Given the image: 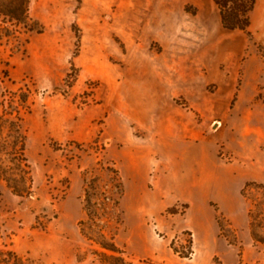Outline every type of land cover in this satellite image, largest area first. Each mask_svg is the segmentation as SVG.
Masks as SVG:
<instances>
[{
  "label": "rangeland",
  "instance_id": "1",
  "mask_svg": "<svg viewBox=\"0 0 264 264\" xmlns=\"http://www.w3.org/2000/svg\"><path fill=\"white\" fill-rule=\"evenodd\" d=\"M166 1L169 25L175 31L168 38L178 40V46L235 50L249 44L259 52L247 31L221 27L213 0ZM152 2L29 0V17L42 31L19 29L15 38L0 37V114L17 111L26 131L25 154L33 179L30 192L22 196L0 181V250L43 264H99L92 253L96 246L78 227V221L87 217V188L95 203L89 209L96 213L94 230L101 228L112 236L133 264H264L262 247L250 239L249 227L231 228L214 200L157 196L150 199L154 205L146 200L149 206L134 212L135 200L124 197L117 167L105 150L109 142L101 141L99 135L89 144L64 140L83 114H95L105 103L111 107L110 74L118 62L113 56L117 46L120 52L130 46L137 53L162 46L159 39H149L144 32L142 21L153 10ZM92 58L105 60L108 69H87ZM119 61L120 109L128 113L131 107L122 93L128 67ZM211 125L210 134L221 132L220 121ZM89 126L102 131L105 119L90 117ZM5 133L6 129H0V144ZM260 145L264 149V141ZM217 146L223 155L224 141H217ZM69 171L76 174L73 180ZM248 182L263 185L262 190L247 187L243 200L247 212L258 201L263 226L256 230L264 234V183ZM70 186L72 203L65 201ZM201 207L215 220L221 213L220 227L216 220L219 240L213 236L209 240L207 227H200L199 217L205 216Z\"/></svg>",
  "mask_w": 264,
  "mask_h": 264
},
{
  "label": "crops",
  "instance_id": "2",
  "mask_svg": "<svg viewBox=\"0 0 264 264\" xmlns=\"http://www.w3.org/2000/svg\"><path fill=\"white\" fill-rule=\"evenodd\" d=\"M152 5L142 21L144 32L162 46L140 53L130 46L120 52L117 46L113 56L118 62L110 74L111 107L105 103L95 114H83L64 140L89 144L99 135L109 142L105 150L117 167L124 197L135 200L134 212L146 209V200L157 196L210 199L231 228L246 229L241 189L248 181L264 183V58L249 44L235 50L180 47L178 40L168 38L175 31L169 25L167 1L153 0ZM247 32L264 50V0H255ZM119 60L128 67L122 82L128 113L120 109ZM86 67L106 70L108 64L92 58ZM90 117H103L106 127L91 128ZM215 121L222 130L210 134ZM219 140L224 141L223 155ZM68 175L71 180L76 176L73 171ZM72 196L70 186L65 201L70 203ZM201 213L205 216L199 217L200 227H207L209 240H219L215 217L205 207Z\"/></svg>",
  "mask_w": 264,
  "mask_h": 264
},
{
  "label": "trees",
  "instance_id": "3",
  "mask_svg": "<svg viewBox=\"0 0 264 264\" xmlns=\"http://www.w3.org/2000/svg\"><path fill=\"white\" fill-rule=\"evenodd\" d=\"M217 8L219 22L223 29L228 31H247L250 23V12L253 10L255 0H213ZM29 0H0V37H13L24 32L42 31L35 21L29 17ZM259 47V52L264 58V50ZM24 102L25 99L21 98ZM0 129H6L0 144V181L16 195H25L32 188L31 166L25 154L26 131L22 127L21 119L17 114H0ZM255 185L262 190L263 185L255 182H247L241 189V195L245 196L247 187ZM84 211L86 219L78 221L80 234L91 244L96 246L93 250L94 257L99 264H133L125 251L118 247L112 236H107L101 228L95 231L96 222L89 209L95 205L89 197L88 189H85ZM118 204V202H116ZM258 201H255V209L248 210V227L250 236L255 244H259L264 252V234L257 232V228L263 226V210L257 209ZM262 205V204H261ZM217 210V209H215ZM221 213H217V223L220 227ZM178 252L177 250H174ZM180 254V252H179ZM77 259L81 260L77 254ZM0 264H43L39 261L30 260L17 255L15 252L0 250Z\"/></svg>",
  "mask_w": 264,
  "mask_h": 264
},
{
  "label": "bare ground",
  "instance_id": "4",
  "mask_svg": "<svg viewBox=\"0 0 264 264\" xmlns=\"http://www.w3.org/2000/svg\"><path fill=\"white\" fill-rule=\"evenodd\" d=\"M218 126V125H217Z\"/></svg>",
  "mask_w": 264,
  "mask_h": 264
}]
</instances>
